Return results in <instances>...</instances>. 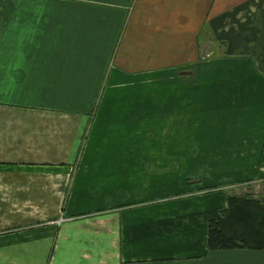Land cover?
Here are the masks:
<instances>
[{"label":"crops","instance_id":"0c3cea01","mask_svg":"<svg viewBox=\"0 0 264 264\" xmlns=\"http://www.w3.org/2000/svg\"><path fill=\"white\" fill-rule=\"evenodd\" d=\"M252 1L0 0V264H264V250L208 248L238 178L148 155L181 145L149 139L180 117L219 124L194 106L224 64L242 78L256 64L203 44L228 51V18ZM166 84L187 109L161 108Z\"/></svg>","mask_w":264,"mask_h":264},{"label":"rangeland","instance_id":"374dc122","mask_svg":"<svg viewBox=\"0 0 264 264\" xmlns=\"http://www.w3.org/2000/svg\"><path fill=\"white\" fill-rule=\"evenodd\" d=\"M244 8L245 14L240 13L238 20L235 21L233 15L228 18L229 25H235V32L230 33L238 34L237 37L226 38L231 42L228 51L214 50V44L217 46L218 43L213 37L212 45L203 44L204 48H210L209 51L201 53V57L207 59L228 55L232 59L256 64L252 68L245 67V79L238 75L237 64H224V68L218 70L217 77L214 75L217 79L222 74L223 79L220 86L215 84L211 88L212 103H195L196 109L207 108L211 114L221 112L209 117L212 119L209 121H219V124L214 122L213 125L189 128L187 117H180L177 124L180 122L181 125L177 129H169L163 135L150 133L149 139L176 140L181 145L174 149H150L148 155L207 157L211 160L214 178H227L225 183L228 185L234 184V179L238 178L239 187L230 192L232 195L249 194L259 198L264 196V0H253ZM185 88L187 86L183 84L175 91L179 89L184 92ZM172 90L171 84L165 85L162 90L165 99L161 101V108L187 109L189 102L183 99L184 95L181 94L180 100ZM196 140L203 143L193 147L190 142Z\"/></svg>","mask_w":264,"mask_h":264},{"label":"trees","instance_id":"16d2710c","mask_svg":"<svg viewBox=\"0 0 264 264\" xmlns=\"http://www.w3.org/2000/svg\"><path fill=\"white\" fill-rule=\"evenodd\" d=\"M208 248L264 250V196L230 195L228 207L208 223Z\"/></svg>","mask_w":264,"mask_h":264}]
</instances>
